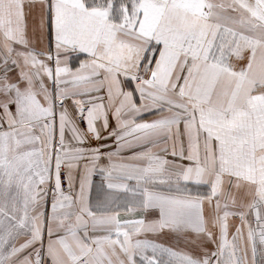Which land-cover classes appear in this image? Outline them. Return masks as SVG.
<instances>
[{
	"label": "snow or ice",
	"instance_id": "obj_1",
	"mask_svg": "<svg viewBox=\"0 0 264 264\" xmlns=\"http://www.w3.org/2000/svg\"><path fill=\"white\" fill-rule=\"evenodd\" d=\"M0 264H264V0H0Z\"/></svg>",
	"mask_w": 264,
	"mask_h": 264
}]
</instances>
